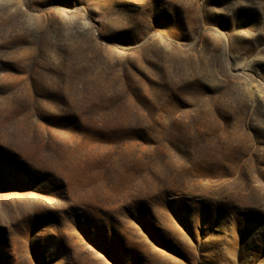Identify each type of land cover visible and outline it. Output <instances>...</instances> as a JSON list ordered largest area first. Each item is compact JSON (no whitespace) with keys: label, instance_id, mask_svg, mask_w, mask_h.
I'll return each mask as SVG.
<instances>
[{"label":"rangeland","instance_id":"obj_1","mask_svg":"<svg viewBox=\"0 0 264 264\" xmlns=\"http://www.w3.org/2000/svg\"><path fill=\"white\" fill-rule=\"evenodd\" d=\"M0 264H264V0H0Z\"/></svg>","mask_w":264,"mask_h":264}]
</instances>
